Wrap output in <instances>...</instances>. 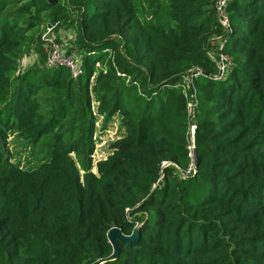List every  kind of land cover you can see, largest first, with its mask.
<instances>
[{"label":"trees","instance_id":"1","mask_svg":"<svg viewBox=\"0 0 264 264\" xmlns=\"http://www.w3.org/2000/svg\"><path fill=\"white\" fill-rule=\"evenodd\" d=\"M221 1L0 0V264H264V0ZM48 24L79 79L18 73ZM113 228L140 237L103 262Z\"/></svg>","mask_w":264,"mask_h":264},{"label":"built area","instance_id":"2","mask_svg":"<svg viewBox=\"0 0 264 264\" xmlns=\"http://www.w3.org/2000/svg\"><path fill=\"white\" fill-rule=\"evenodd\" d=\"M227 0H222L219 4L218 10L220 13L221 22L223 25L228 24V19L225 12V4ZM223 44L220 43L219 46L216 47L217 51H222ZM214 54V53H213ZM215 55V54H214ZM214 55H211L214 57ZM220 76H224L228 72L232 70L233 63L231 59L224 54H219L218 57ZM45 68L49 70H59V69H67L70 71L73 79H79L84 75V65L82 58L78 56L76 53H69L63 44L57 42L56 39L50 37L47 39V48H46V60H45ZM201 71H198L196 74H192L188 76L186 79V86H192V78L193 76H199ZM195 104L190 103L189 108L190 112L193 111ZM193 120V116H192ZM193 122V121H192ZM196 129L197 127L191 124V129L189 132L188 138V156L190 159L189 167L186 171H183L181 174L183 177H193L198 172V151L196 144Z\"/></svg>","mask_w":264,"mask_h":264},{"label":"rangeland","instance_id":"3","mask_svg":"<svg viewBox=\"0 0 264 264\" xmlns=\"http://www.w3.org/2000/svg\"><path fill=\"white\" fill-rule=\"evenodd\" d=\"M41 20V28H45L47 23ZM53 37L58 40L65 48L69 51L72 47V42L74 39V33L61 28L58 24H48V30L42 32L39 39L35 42L30 50L22 57L19 61L18 73L24 74L31 69H43L45 68V61L42 62V57L46 60V48L47 39ZM74 53V52H73ZM212 55H214L212 53ZM125 134L124 129L121 127V122L119 117L114 118V120L108 125L106 131H99L97 133V146L94 155L95 163L100 159L108 156L112 150L111 145L118 139L122 138ZM96 172V169L94 170Z\"/></svg>","mask_w":264,"mask_h":264},{"label":"water","instance_id":"4","mask_svg":"<svg viewBox=\"0 0 264 264\" xmlns=\"http://www.w3.org/2000/svg\"><path fill=\"white\" fill-rule=\"evenodd\" d=\"M48 1H49V3H55L58 0H48ZM200 71L202 73H205L203 70H200ZM139 237H140V230L139 229H135L131 236L124 235L122 230L119 228H113L112 230H110L108 233V239L114 248V253L108 259L103 260V262L114 261V260H117L119 258V255H120V249H119V244H118L119 241L130 243V242L136 241Z\"/></svg>","mask_w":264,"mask_h":264}]
</instances>
